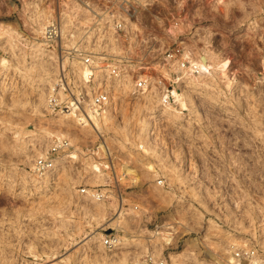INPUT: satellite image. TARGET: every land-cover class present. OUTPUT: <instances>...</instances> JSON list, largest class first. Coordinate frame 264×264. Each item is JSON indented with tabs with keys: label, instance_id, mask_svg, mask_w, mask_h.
<instances>
[{
	"label": "rangeland",
	"instance_id": "374dc122",
	"mask_svg": "<svg viewBox=\"0 0 264 264\" xmlns=\"http://www.w3.org/2000/svg\"><path fill=\"white\" fill-rule=\"evenodd\" d=\"M39 1L0 0L9 26L0 31V264H142L164 232L165 264L171 252L191 253L181 264H264V0H199L190 12L200 25L182 31L191 51L204 47L228 66L176 82L171 67L178 96L118 98L99 125L74 124L84 102L75 113L49 104L59 90L64 103L76 95V71L48 44L34 49ZM54 129L73 131L78 157L18 194L29 154ZM90 184L103 200L82 190ZM107 235L125 245L108 247Z\"/></svg>",
	"mask_w": 264,
	"mask_h": 264
},
{
	"label": "built area",
	"instance_id": "2783aa9c",
	"mask_svg": "<svg viewBox=\"0 0 264 264\" xmlns=\"http://www.w3.org/2000/svg\"><path fill=\"white\" fill-rule=\"evenodd\" d=\"M39 2L45 5L43 11L49 15L41 36L43 42L62 62L68 57L70 63L77 60L91 69L87 79L89 86L84 87L82 97L69 95L81 107V100L90 97L91 108L103 112L109 92L115 91L118 85L124 87L123 83L115 82L122 77H132L134 88L140 92L148 87V76L156 77L159 90L167 92L172 88L165 75L171 67L177 72L175 82L186 72L198 71L193 55L185 53L191 48L182 29L200 25L190 12L197 9L199 0ZM38 8L41 10L39 5ZM65 27L70 30L65 31ZM97 72L104 73V78L101 87L96 89ZM50 105L68 108L64 107L68 104L59 102L57 97L51 99ZM72 149L68 138L55 142L45 155L37 158L36 170L40 173L51 170L57 158L71 153ZM82 190L88 193L86 188ZM95 197L103 200L105 196L97 191ZM115 240L107 235L105 244L114 247ZM142 264H165V261L150 254Z\"/></svg>",
	"mask_w": 264,
	"mask_h": 264
},
{
	"label": "bare ground",
	"instance_id": "6f19581e",
	"mask_svg": "<svg viewBox=\"0 0 264 264\" xmlns=\"http://www.w3.org/2000/svg\"><path fill=\"white\" fill-rule=\"evenodd\" d=\"M31 16H32L31 19L33 20L34 26L36 27L34 30H35L36 35H37L34 37V40H37V41H33V44L35 45L34 49L36 51L42 52V50H44V48L42 47L43 40H42L41 36H42V33L44 31V28H45V21H47L49 15L46 11H40L39 9L36 8V9H34V11H31ZM6 26H8V24L0 23V31L1 30H8L9 26H8V28H5ZM69 30L70 29L65 27V31H69ZM185 53H186V55L192 54L194 57V62L196 63V65L198 67L197 72L199 73L198 76L194 77L196 80H199V77H201V75L203 73H206L208 70L210 71L215 66H219V67L224 68V67H227L228 63H229V60L224 61L223 63H220L219 61H217V56L214 53H212L211 51L206 50L204 47H200V48H198V50L195 49L194 51L186 50ZM51 58H54V56L51 55ZM68 62L70 63L69 58L67 57L64 59L62 66L65 67ZM72 63H73L72 67L76 71V76H75V80H74L76 88L72 89V91L74 92V94H76V97L79 99V98H81V93L84 92V90H85L84 87L89 86V84H88L89 80H87V79L89 78V71L91 69L86 65L80 64V62H76V60L73 61ZM97 79H100V76L99 77L96 76V78H95V88L96 89L100 88L102 85L101 82ZM120 80L123 81L124 87L117 88V86H116L115 91L109 92L110 93L109 100L107 101L106 108L103 110V112H95V110H93L91 108L90 97L85 98V100H81L82 102L85 103V105L82 109V110H84V115H83V113H81L80 114L81 117L77 118L78 123L74 122V124L75 125L76 124L84 125V123H86V121H87L85 118L86 116L92 118L97 125H99L101 117H104L105 120L108 118L110 119L111 117H113V113H112L113 112V104L116 102V100L118 98H122L124 96L135 97V98L149 97V99L153 103L156 102L157 104H162L163 102H165L166 97L168 98V97L173 96V95L178 96L176 89H174L173 91L168 89L167 92L159 90L156 77L148 76V79H147L148 80V87H146L143 92H140L139 90H136L134 88L132 77H122ZM116 81L118 82L119 79ZM65 95L66 94L63 92V90H59L58 94L55 96L57 98L59 97L58 98L59 101L60 100L65 101V97H66ZM46 103H47V98H44L43 104L46 105ZM67 103H68V105H66L64 107H68V109H67L68 111L72 110V112L75 113L76 109L78 108V106L76 105V102L72 101V98H69ZM47 133H48L47 142H45V144L42 143V145L35 147L33 153L29 154V165L28 166L30 168H29V170L25 169L22 172V176H21L22 184L19 187L20 190H19L18 194H25V193L31 192L32 189L29 187V185H31V184L33 187H37V184L40 182H42V183L43 182H46V183L49 182V180L52 179L57 173H60V171L65 170V166H66L65 164H66V161L68 160V158H77L78 157V154L74 153V150H73V151H71V153L61 155L59 158H57L56 163L51 170H46L43 173L38 172L36 170V165H35L36 160H37V158L45 155L48 152V150L52 146L53 142H57V141L61 142L63 140V138L69 137L71 140L69 138H68V140H70L71 145L74 147L75 146L74 142L77 138L76 135H75L76 137L73 135V131L70 129H68V130H64V129L55 130L54 129V131H48ZM75 147H77V148H75V150L81 149L80 148L81 146L78 147L76 145ZM124 167L126 168L125 165H124ZM89 168L94 170V171H100L98 163L89 162ZM132 171H133L132 169H128L127 173L133 174L132 178H133V182L135 184L139 183L140 177L137 174L133 173ZM64 172H66V171H64ZM89 186L90 187L87 189V192L89 193V195L93 194V196L95 197V194H97V191L94 188L97 187L98 185L97 184H90ZM16 189H18V188H16ZM77 192H78V190H75L76 195H78ZM61 209H63V208H59V209L56 208L55 210L60 211ZM122 214H123V211L120 213V215L117 218H119ZM117 218H116V221H118ZM166 233L164 232V236H165L164 245L158 246L152 252L144 250V252L142 253L141 256H144V255L147 256V255L151 254V255L155 256L156 258L162 259L161 254L165 248V245L169 244L172 240V236H171L172 232H166ZM99 235H100L99 236L100 238H103V236H104L103 233H100ZM124 243L125 242L116 239L114 245H115V247L119 248L121 246H124L125 245ZM100 245L102 247H105L103 242H101ZM190 254L191 253H188V252H180V253L171 252L168 257L173 264H181V262L183 260L192 258V256ZM225 255L228 258V263H232V262L235 263L236 262V258L233 256V250L232 249L226 250Z\"/></svg>",
	"mask_w": 264,
	"mask_h": 264
}]
</instances>
